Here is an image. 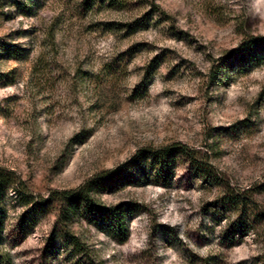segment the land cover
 Masks as SVG:
<instances>
[{"label":"rangeland","instance_id":"rangeland-1","mask_svg":"<svg viewBox=\"0 0 264 264\" xmlns=\"http://www.w3.org/2000/svg\"><path fill=\"white\" fill-rule=\"evenodd\" d=\"M0 171V264H264V0H0Z\"/></svg>","mask_w":264,"mask_h":264},{"label":"trees","instance_id":"trees-1","mask_svg":"<svg viewBox=\"0 0 264 264\" xmlns=\"http://www.w3.org/2000/svg\"><path fill=\"white\" fill-rule=\"evenodd\" d=\"M87 3H93L94 1L107 2V0H86ZM125 0H109L112 5L121 6ZM255 47V46H254ZM256 49V48H255ZM176 152L179 157L186 158L188 162L195 166V168L202 173L204 177H215L213 167L206 163L204 158L200 155L201 152L183 144H175L163 149H157L150 151L149 154H142L138 158L145 161L147 166H150L153 171H156L157 175L162 176L169 168L170 159L173 156V152ZM120 168L107 170L100 175H97L91 181L82 184L72 191H65L61 193V197L67 202L68 211L74 212L78 206L82 205L85 208V213H99L100 217L104 219L105 223L109 225L110 231L116 232L117 236L127 234L129 231L126 223V216L123 211L117 210V208H102L94 203L92 193L95 189L94 186L108 187L112 183L118 182L122 175ZM14 183L10 177L0 171V196L2 191L11 186ZM234 201V200H233Z\"/></svg>","mask_w":264,"mask_h":264}]
</instances>
